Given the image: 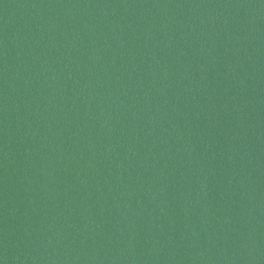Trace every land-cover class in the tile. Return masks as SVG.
<instances>
[{
    "label": "water",
    "instance_id": "water-1",
    "mask_svg": "<svg viewBox=\"0 0 264 264\" xmlns=\"http://www.w3.org/2000/svg\"><path fill=\"white\" fill-rule=\"evenodd\" d=\"M0 264H264V0H0Z\"/></svg>",
    "mask_w": 264,
    "mask_h": 264
}]
</instances>
